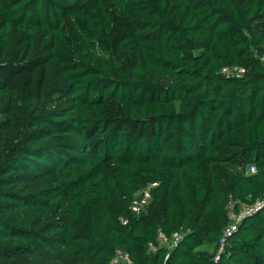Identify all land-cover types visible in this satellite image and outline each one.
<instances>
[{
    "label": "trees",
    "instance_id": "obj_1",
    "mask_svg": "<svg viewBox=\"0 0 264 264\" xmlns=\"http://www.w3.org/2000/svg\"><path fill=\"white\" fill-rule=\"evenodd\" d=\"M262 200L264 0H0V264H264Z\"/></svg>",
    "mask_w": 264,
    "mask_h": 264
},
{
    "label": "built area",
    "instance_id": "obj_2",
    "mask_svg": "<svg viewBox=\"0 0 264 264\" xmlns=\"http://www.w3.org/2000/svg\"><path fill=\"white\" fill-rule=\"evenodd\" d=\"M225 70L232 72L236 76V75H240L243 72H245L246 69L244 67L236 66V67H232V68H226ZM156 184L157 183H153L151 186L145 188L141 192L140 195L136 196L133 199V201L131 203V209H132L133 212H135L137 214H140L146 209V207L149 204V201L151 199V196H152L151 189H152L153 186H156ZM263 204H264V200L257 202L255 206L245 207V209L242 210V211L244 213L255 211L256 208H258L259 206H261ZM233 215H235V214H233ZM235 216H237V215H235ZM237 217H238V219L233 217L235 221H238L241 216L239 215ZM234 229H236V224H232L226 230V232H230V231H232ZM180 236H181L180 234L175 233L172 237H169L163 231H160L159 232V241H160V243H162L164 245H168L169 247H171V246H173L176 243V241L180 238ZM150 245H151V247H154V245L152 243ZM127 258H128L127 254L119 253V256L116 258V260H121V259H125L126 260Z\"/></svg>",
    "mask_w": 264,
    "mask_h": 264
},
{
    "label": "rangeland",
    "instance_id": "obj_3",
    "mask_svg": "<svg viewBox=\"0 0 264 264\" xmlns=\"http://www.w3.org/2000/svg\"><path fill=\"white\" fill-rule=\"evenodd\" d=\"M245 207H246V206L243 207V210L245 209ZM232 216L235 217L236 219H238L237 216H235V215H233V214H232ZM211 248H212V247H210V249H211ZM50 262H51V261H50ZM50 262H45V264H49ZM51 263L55 264L53 261H52ZM59 264H74V260H72V259H64L63 261L59 262Z\"/></svg>",
    "mask_w": 264,
    "mask_h": 264
}]
</instances>
